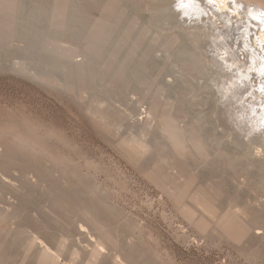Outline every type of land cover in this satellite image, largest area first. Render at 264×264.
Listing matches in <instances>:
<instances>
[{"label": "rangeland", "instance_id": "374dc122", "mask_svg": "<svg viewBox=\"0 0 264 264\" xmlns=\"http://www.w3.org/2000/svg\"><path fill=\"white\" fill-rule=\"evenodd\" d=\"M185 1L0 0V163L12 166L14 178L26 174L29 188L42 183L38 215L49 222V233L57 240L68 236L60 264H68L78 250L77 264H87L95 238H87L88 225L73 212L69 216L74 219L67 221L50 215L44 203L52 193L88 209L118 238L122 249L118 245V251L112 250L115 256L109 253L112 260L106 251L108 260L99 264H114L120 250L122 257L132 260L124 264H264V232L257 225L264 214V168L248 163L255 156L264 159V134L259 133L264 131L262 89L252 73L245 77L238 72L233 58L223 61L224 42L233 49L235 44L234 36L218 40L223 25L228 26L224 17L212 15L198 0ZM101 30L109 35L96 60V73H104L108 60L121 64L131 54L128 78L115 90L104 82L86 94L64 88L60 84L67 78L66 67L84 63L89 33ZM32 34L40 35L42 44L30 61L26 43ZM62 50L72 54L58 61ZM45 63L51 67H43ZM20 65L25 72L19 71ZM33 69L44 79L26 73ZM157 104L160 113L166 112L178 122L176 127L201 143L203 152H189L193 169L203 182L216 181L225 194L230 193L228 202H221L234 204L233 210L244 206L243 213L238 212L252 218L258 236L237 241L213 229H200L201 215L197 213V221L187 218L189 198L182 200L172 181L169 184L168 171L177 172L176 165L159 167L156 157L138 158L127 148L132 140L161 138L159 118L151 114ZM1 191L0 206L7 207L13 194ZM14 226L32 233L22 221ZM27 243L15 251L13 264L35 263L41 246Z\"/></svg>", "mask_w": 264, "mask_h": 264}, {"label": "bare ground", "instance_id": "6f19581e", "mask_svg": "<svg viewBox=\"0 0 264 264\" xmlns=\"http://www.w3.org/2000/svg\"><path fill=\"white\" fill-rule=\"evenodd\" d=\"M186 1H188V2L192 1L193 2V0H186ZM199 1L201 2V4L207 5L209 7V9L212 12V15L214 14V15L220 16V18L224 17V19L228 23V26H227L226 22H225V25L227 26V28L223 25V27L225 29L219 31L218 40H219V38L222 39V38L227 37V36H232V37L234 36L233 37L235 39L234 49L232 47V44H230L229 42H224L225 43L224 50H226V52H225L226 56H224L222 58V59H224L223 61L226 62L228 60V58L231 57V58H233V59L230 58L232 60V63L235 64V66L239 70L238 72H240V74L242 76L248 77L251 75L250 73H252L253 79H255V77L257 78L256 82H258V84L260 85V88L262 89V91H261L262 93L259 91L260 94L264 96V1H262V0H198L197 2H199ZM199 3H195V4L198 5ZM184 4H186V3H184ZM197 5H195V6L197 7ZM188 7H190V6H187V8ZM204 7H206V6H204ZM192 10L193 9H191V12H192ZM208 10H207V12H208ZM200 11H202V10H200ZM191 12H189V13H191ZM197 12H199V11H196V13ZM203 14H204V12H203ZM210 15L211 14H209L208 16H210ZM28 28H30V27H28ZM216 29L217 28H215V30ZM216 33H217L216 36H218V32H216ZM37 35H39V34H37ZM108 35H109V33L106 31H103V30L93 31L92 33H89L88 39H87V45L90 47H86L84 49V53L86 50V57H85L84 63L75 64L72 62L68 66L66 65L67 66L66 68L68 70L67 71L68 72L67 78H66V80H64L65 82L60 84V85H62L64 88L69 89V90H72L74 88L76 90V88H77L80 91L78 93L86 94V92H90L91 89H94V87L97 83H103L104 82L111 89L115 90V89H118L119 86H121L125 82L126 78H128V76L126 75L127 70L129 71L130 65H131L130 62L132 63L131 54L128 55L121 64L116 63L113 59L108 60L107 64H106V69L104 70L103 74H97L95 71L96 66H98L97 65L98 63L96 62V60H97L98 56L101 55L103 53V51L105 50V46H106L107 41H108ZM29 36L30 37L28 38V43H26V45H27L26 49H27V55L29 58L28 60L33 61V56L36 53V49L37 50L39 49L38 46H41L39 43L41 42V44H42V41H40V39L38 38L40 35L37 37H36V35H33V34H32V36L31 35H29ZM45 36H46V34H45ZM46 38H47V36H46ZM44 41L45 40H43V44L45 45V47L47 46L46 48H48L49 44L47 43V41H45V42ZM223 41H225V40H223ZM119 47L116 49L115 52H119V50H120ZM239 48H241V49H239ZM55 50H57V49L55 48ZM236 50L240 51L239 55H236ZM39 51H40V49H39ZM50 51H53V50H50ZM53 53H49V54H53ZM71 54H72V52L70 50H62V52L60 54H58L59 55L58 57L57 56H54V57H57L58 59L57 58L56 59L59 61V58H61L63 56H70ZM237 54H238V51H237ZM240 55L243 56V58L241 57L243 60L240 59ZM37 56H36V58H37ZM44 56H46V55H44ZM52 57H49V58L52 59ZM39 58H41V57L39 56ZM42 58H43V56H42ZM44 58H46V57H44ZM47 59L48 58H46L45 60H47ZM53 60H51V61H53ZM51 61H49V62H51ZM238 61L239 62L241 61L242 63H238ZM35 63L38 64V62H35ZM40 63H41V61H40ZM22 64H23V62H22ZM54 64H56V63H54ZM42 65L41 66L39 65V66L42 67ZM45 65L48 66V65H50V63H48V64L45 63L43 67H45ZM50 67H51V65H50ZM50 67H48V68L51 70L52 68H50ZM25 70L26 69H25V67H23V65L19 66V71L25 72ZM44 70H45V68H44ZM48 72H50V71L48 70ZM26 73L30 74L36 80L37 79L38 80L44 79V75L42 73H40L38 70L33 69V72L32 71H26ZM49 75H50V73H49ZM151 111H152L151 114H155V115L157 114V117L159 118L158 121L160 123H158V126H159L161 138L157 141H155V139H154L153 142L145 141L144 138H140L137 140L130 141L129 144L127 143V145H128L127 148L131 152L133 151L132 154L133 155L135 154L134 156H137L138 158H141L144 155H149L150 158H152L151 156H153V159H154V157H156L155 159L157 160V162L156 161L155 162H156V164L159 165V167H163V166L167 167L168 163L169 164L174 163L176 165L177 172L168 171V168H165L164 170L167 169V171L170 174V177L168 178V180L170 179L169 182L172 181V184L176 188V190H177L176 195L177 194L180 195V198L182 197V200H184L183 197L184 198L187 197V198H189V200L191 202L192 208L190 207L188 211H187L188 208H186V209L181 208V209H184V213H186L187 218H189L190 220L195 219V221H197L196 220L197 219L196 217L198 216L197 213H199V216L201 215L199 222L197 224V226L200 229H202V230L213 229V230L217 231V233L224 234L227 237H229L233 240H237V241H239L241 239L243 240V238H246V237L250 238L254 235L258 236L256 234H259V233H256L254 231L256 227L253 226L254 223L252 224V222H253L252 218L250 216L248 217L247 215L240 214L238 212V211L241 212V210H242V213H243L242 208L244 206L242 208H240L241 210L240 209L233 210L234 204H232L233 206H231L230 203H227L228 204V208H227L226 207L227 204H225L224 202H221V201H225L227 198H229L230 195H227V194H230V193L226 192L227 194H225V190H223L221 188V186H218L215 183L216 181L214 182V181L209 180V181L203 182L202 178H201L202 176L200 175V173H196L195 170L193 169L194 164H192V162H191L192 161L191 157L193 155L191 156L189 152H190V149L197 154L203 152L204 148L202 147L201 143L199 144V142H198L196 144V140L189 136V134H188L189 132H187L185 129H179L178 128L179 126L176 127V125L174 123H176L177 121L175 120L176 122H173L172 121L173 118L171 120V118L169 117L168 114H166V112L162 111L160 113L158 104L153 105L151 107ZM260 116H262V114ZM146 124L149 127L151 125V124H148V122ZM177 124H178V122H177ZM158 126L156 125L157 128H158ZM254 129H259V126L255 127ZM259 133L264 134V131L262 130V132H259ZM141 136L143 137V135H141ZM261 136H264V135H261ZM259 137L260 136L257 135V138H259ZM260 138L262 139V137H260ZM263 139H264V137H263ZM261 144L264 146V140H261ZM262 150H264V149H262ZM0 155L1 156L3 155V152L1 150H0ZM259 155H260V153H259ZM189 156H191V157H189ZM254 158L249 159V161H248L249 165L258 163L260 167L264 168V159L259 157L260 159L255 160ZM233 163H231V164H233ZM148 169H149V167H148ZM12 171H14V170L10 164L0 163V182L2 183L3 187L6 186V191L8 190L7 192H10L11 194H13L11 196L14 199V201L12 203L8 204L7 207H5V206L1 207L0 206V264H13V258H14V255L16 254L15 251L20 246H22V245L24 246L27 242L30 243V246H33L35 244L36 245L39 244L41 246V248H39L37 255L35 256L36 260L34 261L35 262L34 264H60L59 263L60 260H58V259L65 255L66 249H65L63 244H64V242H66V240H68V236L61 235L60 239L57 240L53 235H51L49 233L50 232L49 229H51L49 222L47 220L45 221L44 219H42V217H40V215H38L37 209L40 207V204H38L39 199L41 201L44 198L42 196V191H41L42 187L40 188V184L42 185V183H34L29 188L27 186L28 180H27L26 174L24 175L22 173L19 176L17 175V177H19L17 179V177L14 178L15 172L13 174ZM165 176H166V174H165ZM4 178L6 180L8 179V181H5ZM13 178L15 180H12ZM182 179H183V181H182ZM165 181H167V179ZM169 184H171V182ZM3 187L2 188L0 187L2 189V191H3ZM165 189H167V188H165ZM56 191L57 190H55V192ZM3 192H5V187H4ZM7 192H5V194H9ZM171 192L172 191L170 190L169 193H171ZM71 195H73V194H71ZM226 196H228V197L226 198ZM232 199H234V198L232 197ZM235 199H237V198H235ZM234 201L235 200H233V202ZM225 202H228V201L226 200ZM229 202H231L230 199H229ZM236 203H239V202H236ZM41 204H42V201H41ZM243 204L244 203H242L240 206H242ZM44 205H43L44 208H47L50 215L55 219H62L63 221H67L70 217L69 214L71 212H73L76 217H79V218L82 217L84 219L82 221H85L84 223L87 224L89 227L88 232L86 233L88 236L87 238H90V237L95 238V240H94L95 241V247L93 249H91L92 251L90 253L93 257L90 256V258H92V259L89 258L86 261H84L87 264L104 263V261L107 259V257H106L107 252H108V254L113 253V255H114L115 251L113 252L112 250H116V251L119 250V248H118V245H119L118 242L119 241L117 242L118 238H114L115 236L113 237L112 236L113 234H110L109 231L105 228V226H104L105 224L103 223L104 224L103 225L95 217V215L93 216L92 214H90L88 212L89 211L88 209L86 211L85 209L80 208L76 203H68L63 199L58 198L56 196V194H54V193L48 195V198L46 199ZM234 208H235V206H234ZM236 210L238 213L236 212ZM185 211H187V212H185ZM245 212L246 211H244V213ZM250 212H249V214H250ZM182 214H183V212H182ZM250 215L252 216V214H250ZM261 215H262V217H261L262 219H261V221H259L260 224H257V225L258 226L260 225L261 226L260 229L264 232V218H263L264 214H261ZM186 216L184 215V217H186ZM254 217H255V215H254ZM71 219H74V218H71ZM18 221H22V222L26 223L27 226L32 228V233H28V231L25 229L24 226L23 227H21V226L15 227L14 226L16 228V229H14L12 226L16 225V222H18ZM250 221H252V222H250ZM193 223H196V222H192L191 224H193ZM74 224H75V221H74ZM257 225L255 224V226H257ZM263 232H261V234ZM40 241L42 243H45V245H47V246H42L40 244ZM48 247H50V249L53 248L54 252L50 251V249ZM119 247H120V245H119ZM125 247H126V245H125ZM72 249L76 250L75 248H72ZM120 249H122V247H120ZM110 250L112 252H110ZM78 251L74 252L75 257L71 258L68 261V264H77L78 257L80 255V253H79L80 251L79 252ZM120 251H119L120 255L118 256V259L116 256L115 262L113 261L114 264L132 263V260L127 258L128 256H126L125 258L122 257L121 254H123V253ZM124 251H125V248H124ZM110 254H109V259H111ZM115 254H117V253H115ZM120 256L123 259L119 258ZM69 257L70 256L68 255V258ZM111 257H112V255H111ZM129 257H131V256H129ZM137 257H139V256H137ZM114 259H115V257H114ZM137 261H139V260H137ZM139 263H140V261H139ZM14 264H15V262H14ZM18 264H29V262L28 261L27 262L22 261L21 263H18Z\"/></svg>", "mask_w": 264, "mask_h": 264}]
</instances>
